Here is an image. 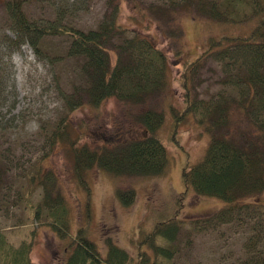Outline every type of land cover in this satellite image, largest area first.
I'll return each instance as SVG.
<instances>
[{
	"label": "rangeland",
	"instance_id": "1",
	"mask_svg": "<svg viewBox=\"0 0 264 264\" xmlns=\"http://www.w3.org/2000/svg\"><path fill=\"white\" fill-rule=\"evenodd\" d=\"M6 1L0 0V239H7L9 246L17 248L22 242L30 241L31 231L36 230L29 253L31 261L61 264L57 250L62 245H57V233L27 213L28 202L35 204L43 196L42 188L28 181V174L37 164L36 158L46 154L44 173L56 174V190L70 208L71 229L83 228L101 253L107 250L104 239L111 237L136 258L145 234L155 223L173 218L181 208L174 218L180 221L174 241L178 251L172 258L175 264L260 262L264 257V190L242 199V207L226 214L224 221L214 219L224 205L219 199L196 195L190 190L183 200H178L184 191L181 170L202 159L209 134L196 123V112H189L175 126L169 109L174 105L178 111L182 110L187 97L209 100L220 91L237 95L235 88L221 84L223 62L215 54L204 55V52L211 36L247 33L259 18L253 15L252 7L244 8L247 12L244 18H252L251 21L223 24L206 17L189 0H26L23 10L27 18L44 23L60 12L64 22L85 31L95 28L103 18H111L115 4L119 8L115 14L117 23L128 28L125 34L147 36L168 59L171 71L168 85L146 103H125L112 97L97 106L83 103L70 111L64 98L70 96L74 85L84 82L78 75L80 62L67 56L69 38L42 36L43 58L28 44L15 46ZM216 1L225 4L224 0ZM175 29L180 32L177 38L171 34ZM198 57H202L200 66L192 72L188 84H184L181 73L185 65ZM185 85L189 86V94ZM149 109L164 114L156 132L166 149L164 171L156 176L116 177L98 167L88 169L87 209L86 194L73 175L68 147L64 143L51 149L46 147L43 138L46 129L50 130L53 123L64 117L69 120L79 144L91 148L103 143L112 146L122 139L146 134V128L136 117ZM40 126H43L41 132ZM226 129L236 136L239 133L251 136V118L234 110ZM117 188L135 191L132 205L120 201ZM8 245H0V251L9 248ZM139 247L150 252L144 243ZM60 255L65 257L64 251ZM0 257V264H14L4 255Z\"/></svg>",
	"mask_w": 264,
	"mask_h": 264
},
{
	"label": "trees",
	"instance_id": "2",
	"mask_svg": "<svg viewBox=\"0 0 264 264\" xmlns=\"http://www.w3.org/2000/svg\"><path fill=\"white\" fill-rule=\"evenodd\" d=\"M25 1L5 2L15 46L28 44L39 58H43L42 36L63 35L70 40L67 56L80 62L78 75H81L84 83L74 85L70 96L64 98L68 110H74L83 103L97 106L112 97L125 103L143 104L167 87L171 71L165 52L147 36L138 33L127 36L125 33L128 28L117 23L115 18L119 9L115 4L112 12L115 14L111 18H103L95 28L85 31L64 22V18H61L63 13L60 12L44 23L29 19L23 10ZM191 1L198 5V11L217 23L251 21L252 18H244L247 5L252 7L254 16H259L245 34L221 33L217 37L211 36L210 45L204 52V55L215 54L217 60L223 62L221 84L235 88L237 95L220 91L216 98L209 100L196 101L187 97L183 109L179 111L174 105L169 106L175 126L189 112H196V123L209 134L202 159L193 166L185 165L181 170L184 191L179 194L178 200H183L190 190L196 195L219 199L224 205L215 213L214 219L224 221L226 214L242 207V199L264 190V0H224L225 4L216 0ZM231 13L234 16H229ZM178 31L175 29L171 34L177 38L180 35ZM45 57L48 58L47 55ZM201 60L202 57H198L185 65L181 73L184 84L193 78L192 72L197 71ZM185 87L189 94V86ZM234 110L251 118V136L244 133L236 136L226 129ZM163 117V112L149 109L136 117L146 128V134L142 133L139 138L122 139L112 143V146L111 143L110 146L103 143L98 148L79 144L73 137L74 130L69 120L62 117L53 123L50 130L46 129L44 144L49 149L63 143L68 147L72 156L73 175L85 191L86 207L89 209L88 169L98 167L116 177L156 176L164 171L166 149L156 134ZM45 155L36 158L37 164L28 174V181L41 187L43 196L35 204L28 202L27 213L57 233L56 242L58 246L62 245V249L59 247L56 250L65 253V257L59 253L61 264H175L172 258L178 251L174 241L180 221L174 218L181 208L173 218L155 223L154 228L139 242V246L141 243L148 246L149 253L138 246L135 258L111 237L104 239L107 250L101 253L97 243L86 235L83 228L71 229L70 208L64 196L56 190V174L51 171L44 173ZM116 195L126 206L132 205L135 200L133 189L117 188ZM31 232L32 239L22 242L17 248L9 246L7 239H0V245L5 243L9 247L0 251V254L14 264H34L29 253L33 248L36 230ZM253 263L264 264V257L260 262ZM242 264L248 263L245 261Z\"/></svg>",
	"mask_w": 264,
	"mask_h": 264
},
{
	"label": "crops",
	"instance_id": "3",
	"mask_svg": "<svg viewBox=\"0 0 264 264\" xmlns=\"http://www.w3.org/2000/svg\"><path fill=\"white\" fill-rule=\"evenodd\" d=\"M8 241V240H7Z\"/></svg>",
	"mask_w": 264,
	"mask_h": 264
}]
</instances>
